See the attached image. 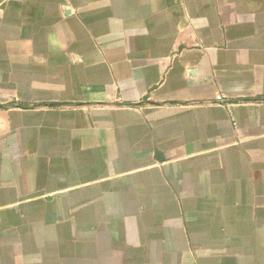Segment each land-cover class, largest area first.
Listing matches in <instances>:
<instances>
[{"label":"crops","instance_id":"0c3cea01","mask_svg":"<svg viewBox=\"0 0 264 264\" xmlns=\"http://www.w3.org/2000/svg\"><path fill=\"white\" fill-rule=\"evenodd\" d=\"M0 264H264V0H0Z\"/></svg>","mask_w":264,"mask_h":264},{"label":"water","instance_id":"95a60500","mask_svg":"<svg viewBox=\"0 0 264 264\" xmlns=\"http://www.w3.org/2000/svg\"><path fill=\"white\" fill-rule=\"evenodd\" d=\"M157 156L160 158L161 154L158 153Z\"/></svg>","mask_w":264,"mask_h":264},{"label":"built area","instance_id":"2783aa9c","mask_svg":"<svg viewBox=\"0 0 264 264\" xmlns=\"http://www.w3.org/2000/svg\"><path fill=\"white\" fill-rule=\"evenodd\" d=\"M218 98H221V96H218Z\"/></svg>","mask_w":264,"mask_h":264}]
</instances>
